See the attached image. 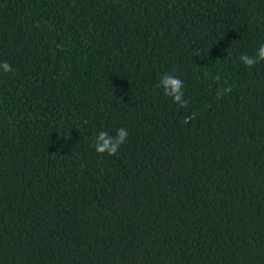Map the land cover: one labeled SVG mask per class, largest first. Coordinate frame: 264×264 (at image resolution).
<instances>
[{"label": "trees", "instance_id": "obj_1", "mask_svg": "<svg viewBox=\"0 0 264 264\" xmlns=\"http://www.w3.org/2000/svg\"><path fill=\"white\" fill-rule=\"evenodd\" d=\"M261 44L264 0H0V264H264Z\"/></svg>", "mask_w": 264, "mask_h": 264}, {"label": "clouds", "instance_id": "obj_2", "mask_svg": "<svg viewBox=\"0 0 264 264\" xmlns=\"http://www.w3.org/2000/svg\"><path fill=\"white\" fill-rule=\"evenodd\" d=\"M240 59L249 68L264 61V44H261L253 55H244ZM0 69L5 73L12 71L11 66L7 62L0 64ZM158 87L162 88L164 95L171 97L173 102L179 104L180 107L187 105V101L183 99V81L181 79L165 74L161 77ZM127 138L128 132L124 128L117 130L114 136L102 131L95 137L93 148L97 154L114 156L118 153Z\"/></svg>", "mask_w": 264, "mask_h": 264}]
</instances>
